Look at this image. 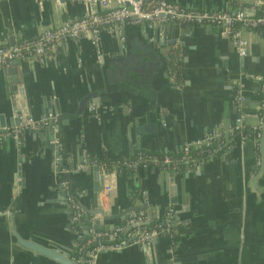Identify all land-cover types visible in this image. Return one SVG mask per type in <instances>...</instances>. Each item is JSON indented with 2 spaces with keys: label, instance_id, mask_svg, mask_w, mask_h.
Listing matches in <instances>:
<instances>
[{
  "label": "crops",
  "instance_id": "0c3cea01",
  "mask_svg": "<svg viewBox=\"0 0 264 264\" xmlns=\"http://www.w3.org/2000/svg\"><path fill=\"white\" fill-rule=\"evenodd\" d=\"M168 1L187 9L242 8L254 14L261 4L264 10V0ZM87 9L69 0L64 5L0 0V41L36 38L46 28L84 17ZM122 31L123 40L103 32L99 49L89 38L61 44L43 66L26 60L0 67V116L6 126L15 122L13 99L21 114L36 119L50 105V113L60 110L65 116L61 150L66 155L56 165L58 155L41 130L26 132L20 142H0V264H59L21 247L15 234L58 250L82 244L78 240L89 224L73 222L68 192L81 209H94L93 167H112L141 151L178 157L186 143L227 132L239 117L252 135L235 137L219 154L176 170L153 165L104 175L98 206L116 218L101 232L124 227L137 213L131 210L145 205L157 219L174 211L179 241L159 236L147 254L133 244L101 253L96 264H264V200L252 187L262 157L253 130L263 124L264 93L246 77L264 76V28L244 32L250 42L245 58L213 26L147 22ZM171 64L178 69L180 88L170 78ZM92 93L95 98L80 114ZM239 93L245 99L241 110ZM81 166L84 170H78ZM68 172L71 181L61 177ZM105 185L112 187L109 196ZM258 186L264 193V174ZM82 245L88 250L91 243Z\"/></svg>",
  "mask_w": 264,
  "mask_h": 264
},
{
  "label": "built area",
  "instance_id": "2783aa9c",
  "mask_svg": "<svg viewBox=\"0 0 264 264\" xmlns=\"http://www.w3.org/2000/svg\"><path fill=\"white\" fill-rule=\"evenodd\" d=\"M41 1V0H40ZM71 3L83 4L88 8V14L85 17L66 21L60 25L46 28L36 38L20 41L13 45L0 46V67L7 66L14 61H35L40 65H46L50 58V53L58 46L72 40L89 38L92 44L99 49L101 45V34L110 32L118 36L121 40L123 26H138L147 22L170 23L177 22L179 24H194L213 26L221 31L224 38L232 41L237 54L245 58L249 51V40L245 37V31H254L259 28H264V10L260 7L261 4L255 6V13L249 14L245 9H232L227 11H209L201 9H187L179 4L172 3L168 0H69ZM100 53L98 59H100ZM181 58V56H179ZM180 60V59H178ZM169 75L171 80L180 88L182 83L179 82V72L175 65H170ZM253 80H256L264 93V76L247 75ZM237 104L239 110L242 109L245 102L242 94L237 95ZM264 105V102H263ZM91 112H95L96 107L92 105ZM58 114L50 113L48 116L34 118L27 114H19V123L15 126L0 127V142L13 139L20 142L23 135L28 131L42 130L53 126ZM55 127V126H54ZM56 128V127H55ZM256 140H260L262 136V127L258 126L253 130ZM237 136H242L246 139L245 122L243 117L237 118L235 125L227 132L220 130L208 134L201 140L188 142L184 145L181 156L175 157L170 155L156 156L146 152H139L136 157L118 161L109 167L102 164L100 169L106 176L112 172H136L139 169H145L150 166H158L165 169L176 170L181 162H187L193 165L195 162L194 154L202 155V157L219 154L221 151L229 149L231 140ZM60 162L58 155L55 164ZM261 164V163H259ZM84 166L78 170H84ZM112 191L110 185H105L104 195L109 196ZM68 192V191H67ZM68 197L73 209V222L78 223L84 219H88L87 212L81 209L73 195L68 192ZM148 219L146 212L132 214L127 220L126 225L117 228L114 232H101L93 229L89 230L91 235L90 243L108 241L88 253L85 245L77 244L73 259L81 264H96L98 254L101 250H123L127 247L126 241L113 244L118 240L124 232L135 226L128 238L134 239L136 245L149 248L154 240L159 236H168L174 243L176 236V225L174 211L170 210L164 216L158 217L161 221L154 229L146 230L141 226Z\"/></svg>",
  "mask_w": 264,
  "mask_h": 264
},
{
  "label": "water",
  "instance_id": "95a60500",
  "mask_svg": "<svg viewBox=\"0 0 264 264\" xmlns=\"http://www.w3.org/2000/svg\"><path fill=\"white\" fill-rule=\"evenodd\" d=\"M54 2H57L60 5H64V4H66L67 0H54ZM87 14H88V9H87V13L85 14V16H87ZM24 40H26V38H23V39H21V38H10L7 41H0V46L13 45V44H16L17 42L24 41ZM20 64H21V61L17 60V61H14L7 66H4L3 69L6 70V68H8V66H11V67L15 66L16 67V66H19ZM95 95L96 94L92 93L82 101L81 108H80V114H82L84 112L85 106L87 105L88 102H90L92 99L95 98ZM21 98H23L22 95H21ZM11 104L13 106L12 113L16 114V118L14 120L15 122L13 124V126H15L19 123L18 115L21 114L23 112V110L21 108H18L17 101L15 99L12 100ZM50 111H51L50 105H45V107L43 108V114L45 116H48L50 114ZM63 123H65V116L60 114V110H59L57 119L54 122L53 126L48 127L46 129H43L39 132H40V134L44 135L45 142H46L47 146L54 149L56 151L57 155H60V156L63 155L66 157L65 151L61 150V147L64 148L63 139H62V130H61ZM6 125H7V123H6L5 117L0 116V127H4ZM54 126L57 128V130ZM56 141H58V142H56ZM259 145H260V150H261V154H262L261 164H260V168H259L257 175L252 180V187H253V190L264 200V193L259 189V186H258V181H259L260 177L264 174V117H263V124H262V136H261V139L259 140ZM63 163L64 162L61 161L62 165H63ZM58 171H59V169H58ZM92 171H93V175L95 178L94 209L87 210L86 212H87L89 219L95 218L96 222L91 223L90 220H86V219L82 220L81 222L87 221L89 224V230L93 229L95 231H102L103 227H104L103 224L106 221L108 222V221L114 220V218H116V217H115V215L105 214L104 211L99 208L98 198H99V193L101 192V188L105 184V178H104V174L101 172V170L98 166L93 167ZM59 173H60V171H59ZM61 177L63 178V180H68V181L70 180L71 181L70 178L67 179L68 177H71V173H69V172L66 174H62ZM131 211L132 212L136 211L137 213L144 212V211L147 212L148 219L144 223H142L141 226L149 225L155 217V215L153 213L154 211L151 210L150 207H147L145 205L142 208H137L136 210H131ZM132 212H128V214L132 213ZM126 222L127 221L124 222V225H126ZM116 228L117 227H115V226H111L110 231L114 232L116 230ZM135 228H136L135 226L128 228L118 240L113 242V244H117V243H121L122 241H126L127 247L132 246L134 243V239L128 238V235ZM89 230H88V232H85V234H81V238L78 240L80 243L91 240V235L89 234ZM15 237L17 238V241L21 247H23V248H25L31 252H34L36 254L42 255L46 258H49V259H51V260H53L59 264H79L73 259L75 250L72 247L67 248L66 250H58L55 248L42 246V245H40L34 241L25 240L18 234H15ZM106 243L108 244L109 242L107 240L106 241L101 240V242H96V243L91 244L87 250V253H89L93 249H95V248H97L103 244H106ZM72 251H74L73 254L70 253ZM106 251H114V250H101L98 255H100L101 253L106 252ZM145 253L146 254L149 253L148 248H145ZM81 264H86V263L84 262Z\"/></svg>",
  "mask_w": 264,
  "mask_h": 264
},
{
  "label": "trees",
  "instance_id": "16d2710c",
  "mask_svg": "<svg viewBox=\"0 0 264 264\" xmlns=\"http://www.w3.org/2000/svg\"><path fill=\"white\" fill-rule=\"evenodd\" d=\"M173 59H174V61H177V54L176 53H173ZM178 64V63H177ZM261 116L264 114V109L263 110H261ZM246 132H247V134L249 135H252V131L249 129V128H246ZM224 151V150H223ZM223 151H221V152H223ZM220 152V153H221ZM181 156V154L180 155H178V157H180ZM206 156V155H205ZM199 157H202V155H198V154H194V158H195V160L197 159V158H199ZM188 165V163L187 162H181L180 164H179V167L180 168H185V166H187ZM161 223V221L159 220V219H157V218H154L153 219V221L149 224V225H147V226H144L142 229H146V230H152V229H154L155 228V226L157 225V224H160ZM179 241V237L176 235L175 237H174V242L175 243H177ZM82 244H85V242H82Z\"/></svg>",
  "mask_w": 264,
  "mask_h": 264
}]
</instances>
